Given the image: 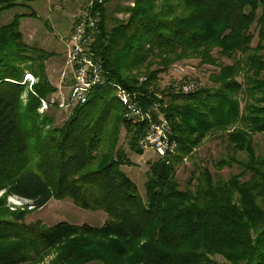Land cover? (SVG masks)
<instances>
[{
    "label": "trees",
    "instance_id": "1",
    "mask_svg": "<svg viewBox=\"0 0 264 264\" xmlns=\"http://www.w3.org/2000/svg\"><path fill=\"white\" fill-rule=\"evenodd\" d=\"M34 1L0 0V21ZM99 1L89 7L100 29L90 51L106 84L61 126L39 113L58 91L46 69L55 54L28 46L20 30L37 14L0 26V264H264V154L255 141L264 137V0H120L128 18L112 19L111 29L112 0ZM193 59L217 67L209 86L190 94L155 87L172 65ZM143 70L153 94L141 103H158L178 143L175 155L150 164L144 197L123 171L133 162L120 140L125 131L130 149L143 155L146 125L128 120L115 95L116 84L136 90ZM213 135L226 138L232 155L213 164L216 175L196 167L181 188L178 168ZM234 167L241 172L219 176ZM8 198L26 204L12 209ZM51 200L107 220L102 227L26 223Z\"/></svg>",
    "mask_w": 264,
    "mask_h": 264
},
{
    "label": "rangeland",
    "instance_id": "2",
    "mask_svg": "<svg viewBox=\"0 0 264 264\" xmlns=\"http://www.w3.org/2000/svg\"><path fill=\"white\" fill-rule=\"evenodd\" d=\"M91 3V0H36L29 4L28 8H17L4 12L0 21V26H4L9 24L18 14H29L31 11L37 14V18H23L20 22V30L28 46L55 54V57L49 59L47 62L46 69L50 81L58 88V91L48 99L41 101L39 113L41 115L49 113L54 116L56 126H61L75 108L73 105L69 108L59 106L61 103L67 105L71 103V85L74 80L72 69L67 64L66 38L71 34L74 22L83 12L89 9L92 5ZM127 5V2L120 0H112L108 5L111 17L108 25L110 29L115 24L112 19L122 21L128 18V15L123 13L122 10ZM257 42L258 39L255 38L253 46H256ZM214 56L225 64H232L231 60L221 58L217 51L214 52ZM156 68L154 66L152 70ZM217 71V67L201 66L199 60L196 59L179 62L172 65L167 73L160 75V79L155 87H158L157 89L162 91L169 87L176 88L186 82H193L197 86V89H199L203 86H209L210 75ZM143 72L144 70L141 71V77L146 76ZM239 80L242 81L243 79L239 78ZM26 81L30 82L31 86L36 83V79L30 74L26 75ZM152 93V91H149L150 96ZM162 96L164 95L162 94ZM26 98V94L23 95L22 99L24 103L26 102ZM241 100H243V96H241ZM43 102H47L49 106L47 109L41 111ZM242 106H244L243 101ZM255 141L258 153L264 154V137L257 135ZM120 145L133 162V166L123 167V171L138 185L139 191L144 197L147 179L146 173L149 170L150 164L158 161L159 157L150 150H145L143 155H138L132 151L129 147V139L125 131H122ZM231 155L232 150L229 149L224 136L213 135L209 137L201 148L197 150L195 157L190 160L186 159L184 164L178 168L177 180L181 188H185L191 172L196 167H209L216 175L217 170L213 164ZM240 156L245 157V154H240ZM240 172L238 167H234L233 169L225 168L218 174L227 180ZM8 204L14 209L24 207L26 203L16 198H8ZM106 220L107 215L104 212L85 211L75 206L71 200H51L42 209L33 211L27 217L26 223L30 224L41 221L47 226H54L60 222H68L75 225L89 224L94 227H102ZM217 260L222 261V258L217 257Z\"/></svg>",
    "mask_w": 264,
    "mask_h": 264
},
{
    "label": "built area",
    "instance_id": "3",
    "mask_svg": "<svg viewBox=\"0 0 264 264\" xmlns=\"http://www.w3.org/2000/svg\"><path fill=\"white\" fill-rule=\"evenodd\" d=\"M102 3V0L99 1ZM91 7V6H90ZM99 19L87 9L74 22L71 34L66 38L67 64L73 72L71 85V103H61L59 106L69 108L71 105H84L89 93L94 87L106 84L104 69L99 61L91 54V47L100 34ZM136 90H129L121 85H115V95L124 108V116L134 124H145L146 130L139 140L142 150H150L159 158H169L176 154L178 143L172 138L170 122L159 111L158 103H147L150 98L148 78L141 77ZM197 89L193 82H186L176 88L177 94H190ZM153 94V93H152ZM49 104L43 102L41 111Z\"/></svg>",
    "mask_w": 264,
    "mask_h": 264
},
{
    "label": "crops",
    "instance_id": "4",
    "mask_svg": "<svg viewBox=\"0 0 264 264\" xmlns=\"http://www.w3.org/2000/svg\"><path fill=\"white\" fill-rule=\"evenodd\" d=\"M46 14H48V12H46ZM66 52H67V48H66Z\"/></svg>",
    "mask_w": 264,
    "mask_h": 264
}]
</instances>
